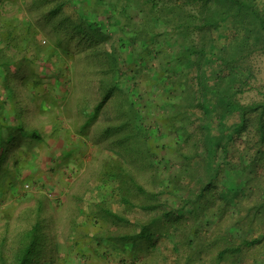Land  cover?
I'll return each instance as SVG.
<instances>
[{"label": "rangeland", "instance_id": "rangeland-1", "mask_svg": "<svg viewBox=\"0 0 264 264\" xmlns=\"http://www.w3.org/2000/svg\"><path fill=\"white\" fill-rule=\"evenodd\" d=\"M71 2L74 7L85 8L86 13L97 16L106 27L109 34L106 48L116 47L121 68L130 73L127 79L123 78L126 84L123 88L141 110L140 119L150 136L149 143L140 137L138 128L122 127L126 119L122 118L117 104L123 98L121 95L110 100L95 118V107L103 97L99 83L101 64L95 59H91L92 63L86 53L79 54L78 43L73 44L71 54L65 55L61 49L56 53L52 25L39 21L42 13L55 5L53 2L40 5L36 0H0V35L6 32L5 24L16 16L25 25L34 21L40 32L37 55L31 47L28 61L23 62L20 71L13 68V73L0 77V101L15 100L8 103L4 113L11 112L13 122L23 126V130L17 131L22 139L8 150L6 170L0 174V240L7 239L6 248L12 254L16 237L40 222L43 242L35 255L37 264H163L166 256H171L169 250L173 242L182 243L186 236L195 241L204 235L210 237L217 221V215L211 211H205L195 221L194 216L187 214L191 208H182L184 202L176 195L196 199L210 176L205 177L204 182L191 181L190 174L182 168V155L174 149L178 141L184 143L183 137L162 127L164 118L176 111V95H183L180 86L176 89L168 82L170 73L187 66L184 71H189L190 91L194 96L200 91L195 57H190L187 49L189 43H199L201 34L193 30L188 37L184 31H174L172 25L157 22L155 31L162 36L146 41L143 40L146 14L138 8L123 14L118 0ZM186 9L191 7L186 6ZM185 54L189 55V61L182 63ZM170 63L173 69L167 72L165 69ZM250 63L254 67L250 80L253 89L239 97L244 103L262 98L259 88L264 85V51L254 54L247 62ZM202 69L214 85L213 74L219 69L217 55L208 56ZM31 73L40 75L39 86L35 87V80H26ZM166 101L173 104L165 105ZM182 103L189 102L182 99ZM15 107L18 109H13ZM35 132L37 136L32 138ZM238 159L241 161L240 158L234 161ZM244 162L247 163L248 158ZM197 165L195 162L193 167ZM259 166V172L264 173V160H259ZM209 167L216 171L218 165L216 161L209 164L207 160L202 167L204 170L200 167L201 172ZM19 170L22 174L17 178ZM255 173L227 167L218 178V184L221 188L227 187L226 191L235 188L249 193L248 183ZM130 176L150 192L162 191L164 182L179 188H173V196L149 197L132 185ZM258 182L253 181L255 185ZM126 195L134 204H153L158 208L145 211L130 207L123 201ZM102 208L103 211L112 208L120 216L125 215L131 224H113L106 215L98 214ZM165 211L175 213L170 216L171 221L167 217L161 219V228L170 238L159 241V250L140 252L131 245L123 250L122 246L108 241L102 246L95 241L93 234H104V230L115 234L137 233L140 223L151 224ZM231 211L234 215L240 213L235 209ZM251 253L259 256L256 264H264L262 250L252 249ZM251 263L252 260L248 264ZM238 264H243L242 260Z\"/></svg>", "mask_w": 264, "mask_h": 264}, {"label": "trees", "instance_id": "trees-1", "mask_svg": "<svg viewBox=\"0 0 264 264\" xmlns=\"http://www.w3.org/2000/svg\"><path fill=\"white\" fill-rule=\"evenodd\" d=\"M71 1L36 0V4L40 5L48 2L55 4L42 13L39 21L52 25L56 53L61 49L63 54H71L73 44L78 43L76 45L80 50L77 51L79 54L86 53L88 59L98 60L101 64L99 83L103 97L95 107V118L110 100L121 95L123 98L118 100L117 104L120 106L122 118L126 119L122 127L138 128L136 130L141 131L138 132L140 137L149 143L150 136L140 119L141 110L123 88L126 85L123 78L127 79L130 73L121 68L116 47L110 50L106 48L109 36L106 27H103L97 16L89 15L85 8L74 7ZM118 2L122 4L120 12L123 14H127L132 8H138L146 14L147 25L144 32L141 30L146 33L143 40L151 41L154 37L162 36L155 31L157 22L172 25L174 31H184L188 37L193 30L201 34L199 43H189L187 49L190 57H195L194 65L197 67L200 91L196 96L190 91L191 82L187 75L189 71H184L188 68L185 64L184 69L178 68L172 72L173 65L170 63L165 69L172 72L168 76V82H171L173 88L177 89L176 86H180L184 96L176 95L177 100H174L176 111L164 118L162 127L171 134L177 133L179 137H183L184 143L179 144L178 141L174 149L182 155V168L184 167L190 174L191 181L204 182L203 179L210 176L208 184L202 186L196 199L192 196L176 195L184 202L182 208H191L187 214L189 217L194 216L195 221H198L205 211L216 214L217 221L210 237L204 235L195 241L192 237L186 236L182 243L173 242V248L169 250L171 256H166L167 261L162 263L238 264L242 260L243 264H248L252 260L253 264H256L259 256L249 254L250 250H262L264 254V173L259 172V160L260 162L264 160V85L259 88L262 98L258 101L244 103L239 97L247 90L253 89L250 80L254 76V67L251 63L247 64L248 60L257 52L264 51V0H118ZM68 5L70 8H67ZM186 6H190L191 9H186ZM5 27L6 32L0 35V77L13 73L15 69L20 71L23 62L28 61L27 53L31 47L36 51V55L40 50V45L37 44L40 32L34 21H29L25 25L16 16L12 17ZM123 31L127 33L125 27ZM50 55L48 58L51 60ZM189 55L183 56L182 63L189 61L187 58ZM210 55H217L219 59V69L213 74L214 85L210 83L208 73L202 69ZM91 61L93 63V60ZM174 76H178L175 77L176 80H173ZM26 80H35V87L41 84L39 74H28ZM182 99L188 100L189 103L187 105L182 103ZM10 102L15 103V100L0 101V174L6 170L4 166L8 150L10 147L15 148L22 139L21 133L18 132L23 130V126L13 122L11 112L9 115L4 113ZM164 104L170 106L173 103L166 101ZM36 134L35 132L32 138L36 137ZM235 158H240L241 161L238 159L235 162ZM247 158L246 163L244 161ZM207 160L209 164L216 161L218 165L216 171L209 167L201 172ZM195 162L198 163L195 168L202 169L197 171L193 167ZM154 164L152 166H155ZM227 167L243 172H256L250 180L251 184L248 183L249 193L245 189L231 188L226 191L227 187H220L218 178ZM21 174L19 170L17 178ZM12 175L16 178L13 173ZM256 180L259 182L255 185L253 181ZM130 182L141 193L154 198L164 194L173 196L175 195L173 188L177 190L179 188L171 183L166 185L164 182L162 191L156 193L147 191L133 176H130ZM1 187L0 181V191ZM123 201L130 207L145 211L158 208L153 204L142 206L134 204L127 195L123 197ZM103 209L98 214L103 217L106 215L113 224L132 222L112 208H105L106 211ZM232 209L240 211L239 215H234ZM174 213L175 211H165L161 216L154 218L151 224L140 223L138 232L134 234H115L104 230V234L93 235L100 246L108 241L122 246L123 250L131 245L134 250L151 253L159 250L157 245L160 240L170 238L161 228V219L167 217L171 221L170 216ZM176 217L179 218L177 215ZM41 228V223L36 222L32 228L16 237L12 254L7 251V239L0 240V264H37L35 255L43 242L40 236Z\"/></svg>", "mask_w": 264, "mask_h": 264}]
</instances>
